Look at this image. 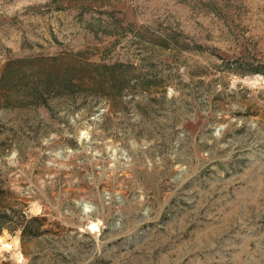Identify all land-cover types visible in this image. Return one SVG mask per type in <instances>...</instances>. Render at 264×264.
I'll return each mask as SVG.
<instances>
[{
  "label": "rangeland",
  "instance_id": "1",
  "mask_svg": "<svg viewBox=\"0 0 264 264\" xmlns=\"http://www.w3.org/2000/svg\"><path fill=\"white\" fill-rule=\"evenodd\" d=\"M0 264H264V0H0Z\"/></svg>",
  "mask_w": 264,
  "mask_h": 264
},
{
  "label": "bare ground",
  "instance_id": "2",
  "mask_svg": "<svg viewBox=\"0 0 264 264\" xmlns=\"http://www.w3.org/2000/svg\"><path fill=\"white\" fill-rule=\"evenodd\" d=\"M96 227H97V226H96ZM16 256H17V255H16ZM18 256H19V258H20V256H21V255H20V254H18ZM17 258H18V257H17Z\"/></svg>",
  "mask_w": 264,
  "mask_h": 264
}]
</instances>
